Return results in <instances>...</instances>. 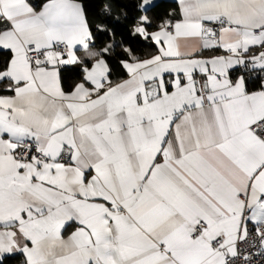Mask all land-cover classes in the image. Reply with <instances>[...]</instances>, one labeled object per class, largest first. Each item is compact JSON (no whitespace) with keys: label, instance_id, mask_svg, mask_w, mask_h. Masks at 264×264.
<instances>
[{"label":"snow or ice","instance_id":"snow-or-ice-1","mask_svg":"<svg viewBox=\"0 0 264 264\" xmlns=\"http://www.w3.org/2000/svg\"><path fill=\"white\" fill-rule=\"evenodd\" d=\"M0 264H264V0H0Z\"/></svg>","mask_w":264,"mask_h":264}]
</instances>
